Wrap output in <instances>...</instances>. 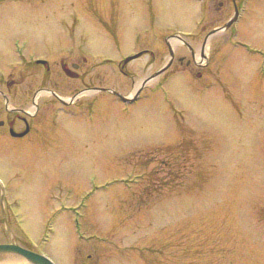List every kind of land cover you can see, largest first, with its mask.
<instances>
[{
	"label": "rangeland",
	"instance_id": "1",
	"mask_svg": "<svg viewBox=\"0 0 264 264\" xmlns=\"http://www.w3.org/2000/svg\"><path fill=\"white\" fill-rule=\"evenodd\" d=\"M201 7L0 0V57L9 52L14 71L36 52L24 41L45 51L65 31L87 58L73 116L14 157L25 170L14 182L21 246L55 264H264V0H251L241 32L214 34L204 50L225 14L208 10L203 26ZM167 42L173 63L135 102L92 90L133 96L169 60Z\"/></svg>",
	"mask_w": 264,
	"mask_h": 264
},
{
	"label": "flooded vegetation",
	"instance_id": "2",
	"mask_svg": "<svg viewBox=\"0 0 264 264\" xmlns=\"http://www.w3.org/2000/svg\"><path fill=\"white\" fill-rule=\"evenodd\" d=\"M200 2L203 26L207 24L210 10L215 16L225 14L219 22L214 21V24H218L214 25L209 33L231 30L235 35L241 32V25L248 16L251 5V0ZM64 35L61 37L63 44L51 45L45 51H39L32 40L24 41V45L27 44L36 50L29 57L20 55L21 68L26 71H14L9 52L0 57V231L4 237L0 238V244L9 242L7 229L12 230L15 209L18 208H15L14 182L15 178L20 176L19 172H25L22 164L14 163V157L29 148L45 145L52 134V137H55L54 132L63 124L61 118L60 122L57 119L59 115L73 116L72 109L78 105L76 81L78 71L83 67V63L87 62V58L78 59L74 33L65 31ZM205 42L206 38L201 49ZM184 45L195 62V50L186 40ZM149 53L153 56L152 52ZM46 106L50 108L45 115ZM59 136L64 137V140L66 138L63 132ZM22 210L21 207L17 213H22Z\"/></svg>",
	"mask_w": 264,
	"mask_h": 264
},
{
	"label": "water",
	"instance_id": "3",
	"mask_svg": "<svg viewBox=\"0 0 264 264\" xmlns=\"http://www.w3.org/2000/svg\"><path fill=\"white\" fill-rule=\"evenodd\" d=\"M228 25H230V24H228ZM214 32H212L209 36H211ZM176 37L182 40L181 37H179V36H176ZM207 40H206V42H207ZM206 42L202 48L203 50L205 49ZM168 44H169V50H170V59L167 61V63L161 69H159L153 75H151L150 77H148L147 79H145L141 82V85L137 88V90L135 92L136 94L134 95V97H128V96L122 95L119 92L109 90V89L94 88L93 90L94 91H103V90L109 91V92L113 93L114 95H116L117 97H119L120 100L124 103L134 102L137 99V96L140 93L141 88L144 87L147 83H149L153 79L157 78L159 75H161L172 64L173 58H174V50H173L171 44L170 43H168ZM141 55H142V53H138L134 56L126 58L124 60V64L128 63L131 60H134V59L140 57ZM7 232H8L9 242L7 244H0V264H55L48 257L21 247L20 245H18L15 242V240L13 238V234L9 228L7 229Z\"/></svg>",
	"mask_w": 264,
	"mask_h": 264
}]
</instances>
